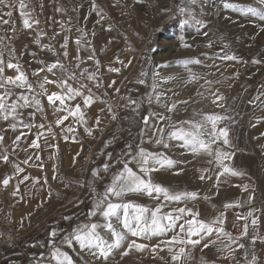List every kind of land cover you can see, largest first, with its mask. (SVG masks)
I'll return each instance as SVG.
<instances>
[{"label": "rangeland", "instance_id": "obj_1", "mask_svg": "<svg viewBox=\"0 0 264 264\" xmlns=\"http://www.w3.org/2000/svg\"><path fill=\"white\" fill-rule=\"evenodd\" d=\"M230 2L255 5V0ZM7 3L12 7L0 5V37H4L0 40L3 76L15 77L16 70L9 69L7 64H19L20 70L32 84L33 92L29 93L26 88L14 85L5 87L12 92L10 100H15L21 93L29 95L30 98L35 95L41 101L43 112H37L34 107L18 109L19 119L25 124L34 125L31 129L18 124L17 129L13 131L10 125L15 121L11 118L7 121L0 119V136L3 137L0 141V156L7 154L11 164H18V155L21 153L22 161L31 157L29 163L24 164L25 173L32 177L37 175L42 180L47 178L44 187L41 184L37 188L31 185L28 187V193L38 190L43 194L46 191L47 195L30 215L19 206L13 191L9 189L12 194L18 243L13 245L12 254L22 253L26 258H30L34 251L31 250L29 255L25 254L23 242L38 241L45 250L39 257L33 258L32 264H55L50 256V237L48 235L44 241L40 234L44 226H49V233L53 229L57 231L55 245L67 252L75 264H170V255L166 249H157V252L153 253L151 246L159 240L169 238L173 234L171 231L150 240L135 238L129 234L128 241L137 239L138 243L147 244L149 247L143 251L132 249L128 255L122 257L121 254L127 248L125 242L119 249L113 250L107 261L103 258L94 259L75 242L71 248L63 242L74 227L93 222L103 223V218L98 214H88L90 210L95 212L91 187L98 193L102 192L110 183L111 174L123 167L119 160L125 157L129 145L132 151L128 136L130 126L141 113L140 139L137 146L151 152L163 153L177 162L171 169L164 168L158 174L153 173V180L173 191L198 193L197 199L173 202L168 205L166 211L171 208L193 207L199 211L200 219L206 221H211L218 213L223 212V227L233 236H239L245 223L243 219L238 220V216H244L248 211L254 210V216L259 219L255 231L251 227V218L248 219V235L238 241L244 244L245 248L232 246L236 248L235 260L225 258L228 256L226 251H218L222 247L219 242L204 248L203 245L208 243L209 239L206 238L200 245L190 247L191 258L187 264H202V261L207 264H237V261H240V264H244L245 251L249 254V260L255 252L258 264H264V242L257 239L254 245L251 243L254 234L264 236V95H260L264 93V22L250 14L241 15L234 10L224 9V0H95L98 9L103 10L104 19L100 23L96 22L99 17L92 10V0H25L26 11L30 13V23L38 21L32 23L31 28H25L19 12V0H7ZM177 6L185 8V13H178ZM8 11L12 12L11 17L3 15ZM184 19H188L189 23L181 26L180 21ZM3 20H8L9 23L4 24ZM195 20L204 21V26L199 28V31ZM78 29H82L86 35L82 36ZM205 32L207 36L204 35ZM65 36L69 38L67 56L64 55L65 49L61 48ZM181 36L189 47L181 46ZM38 38L39 44L35 42ZM77 39L82 40L79 45V61L75 59ZM43 45L51 47L45 48ZM93 50L94 59L88 60L87 57L93 55ZM223 55L235 56L237 59H220ZM117 57L123 63L118 62ZM97 60L99 67L95 63ZM129 60L131 64L125 67ZM184 60L200 61L187 66L192 73L200 77L198 80L186 83L189 73L184 65L179 63ZM56 61H59L63 68L54 69L55 74L48 72L47 65ZM162 64L167 66L156 67ZM110 67L119 68L120 71L111 72ZM85 68L96 74L95 81L88 80L87 74L81 75V70ZM38 69L43 71L33 75ZM141 72L146 75L141 76ZM154 72L159 73L155 78ZM73 73L76 79L69 78ZM44 77L56 81L67 79L74 88H79L81 84L86 85L82 92L89 95L88 89H91L93 101L89 106H84L83 98L76 97L81 110L86 117L88 112L95 109L96 116H99L104 124L97 125L95 122L96 125L88 126L77 121V125L71 126L74 132L69 133L66 129L70 126V116L63 121L59 132L60 128L56 129L55 123L50 120L55 117L58 119L66 113L63 110L55 113L54 107H59V101L55 102V106H50L47 95L61 92V89L56 84L49 83L45 85L47 94H41L39 83ZM141 79L145 83L137 82ZM205 81L211 83L206 84ZM154 82L156 89L152 88ZM97 83L99 87L96 86ZM110 84L112 87H109ZM0 92H4V89H0ZM156 93H162L159 102L156 100ZM212 93H217L222 99L213 103L215 97ZM258 95L260 100L251 103L250 101ZM75 100L66 103L73 107ZM130 101H135V104ZM177 101L181 103H177L176 108L169 112L166 105ZM184 101L187 103H182ZM33 112L34 117H30L29 113ZM161 115L171 117V120L160 121ZM206 115L219 117L217 129L228 130L230 145H223L221 139L213 145V149L222 148L231 153V160L225 163L243 173L241 176H221L218 185L216 174L222 169L217 165L214 155L193 154L180 147V142L175 140L168 141V148L154 143L156 136L153 133L156 128L187 120L204 122ZM145 116L149 118L147 125L144 123ZM41 123L44 125L43 129L37 127ZM206 124L207 130L211 131V123ZM49 126L51 132H48ZM85 127L92 129L91 135L85 131ZM170 130L167 128L166 132ZM41 131L44 135L38 141L51 145L48 149L45 148L47 151L41 144L39 148L29 147ZM21 132L25 133V136L13 145L16 136ZM65 136L68 139H65ZM137 146L133 153L137 151ZM73 157H76L75 163ZM105 162L110 163L107 173L102 168ZM2 163L0 160V165ZM130 166L135 170L134 163ZM93 168L99 169L97 177L92 176ZM201 169L209 170L203 173V180L200 179ZM243 185L249 187L242 190ZM205 196L209 199H204ZM125 200H133L149 207L156 206V202L146 195L133 193L127 195ZM225 203H231L233 207L225 209ZM1 205L3 201L0 198V207ZM59 214L73 217L72 229L57 222ZM113 223L119 229L115 220ZM100 231L111 241L109 233H105L103 229ZM210 239L215 240V234Z\"/></svg>", "mask_w": 264, "mask_h": 264}, {"label": "snow or ice", "instance_id": "obj_2", "mask_svg": "<svg viewBox=\"0 0 264 264\" xmlns=\"http://www.w3.org/2000/svg\"><path fill=\"white\" fill-rule=\"evenodd\" d=\"M0 5L4 7L11 8L12 5L7 3V0H0ZM19 12L20 16L23 19V25L25 28H31L32 23H38V21H32L30 23L29 17L30 13L26 11L27 4L25 0H19ZM224 9L234 10L241 15H251L252 17L259 18L260 21L264 22V0H255V5L253 4H240L233 3L230 0H224L223 3ZM92 10L96 12V15L99 19L96 21L100 23L101 20L104 19V15L102 14L103 10L98 9V6L95 4V0H92ZM57 11H62V9H57ZM163 11H168V9H163ZM177 11L180 14L185 13V8L177 6ZM3 15L11 17L12 12H4ZM191 18V17H190ZM86 19V18H85ZM4 24L9 23L8 20L2 21ZM189 23L188 19H184L180 21L181 26ZM195 24L202 28L204 26V21L195 20ZM111 27V26H109ZM264 30V28H262ZM81 31L82 36L86 35L82 29H78ZM58 35V34H57ZM207 36V33H204ZM4 37H0V40H3ZM68 37L65 36L64 43L61 44V48L65 49L64 55L67 56V44ZM181 46L189 47L190 45L184 43L183 36L180 37ZM37 44L40 43L39 38L35 41ZM111 42V41H109ZM75 43L78 45L77 48V57L75 59L79 61V45H81L82 40L77 39ZM45 48H50V45H43ZM88 60L94 59V50L93 55L87 57ZM223 60H234L237 59L235 56L231 55H223L220 57ZM117 61L119 58L117 57ZM259 62V61H254ZM41 63H43L41 61ZM97 67H99V61H95ZM184 67L187 69L189 73V79L187 82H192L194 80H198L200 77L192 73L191 69L187 66L190 63H200L199 60H184L180 61ZM131 64V60L128 61L125 67H128ZM79 63L77 67H79ZM166 64L156 65V67H166ZM9 69H15L17 75L15 77H4V67L3 60L0 59V89H4V92H0V119L7 121L11 118L14 123L10 125L13 131H15L19 125H23V127L31 129L33 124H25L22 119H19L18 109H23L26 107H34L37 112H43V106L41 101L36 98L35 95L29 97V95L25 93H21L17 96L15 100H10L12 96V92L5 87V85H14L20 88H26L27 92H33V86L28 82L27 76L20 70L19 64H13L9 62L7 64ZM57 67L63 68V65L60 64L59 61L47 65V71L50 73H54V69ZM39 71H43V69H38L33 72V75H36ZM109 71L111 72H119V68L110 67ZM87 74V79L90 81H95L97 79L95 73H90L88 69H82L81 75ZM146 75L141 72V76ZM159 73L154 72L153 77L158 76ZM70 79H76L75 74L73 73ZM167 79V78H166ZM138 83H145L143 79L138 80ZM56 84L58 88L61 89V92H52L50 95H47V99L50 106H55V102L59 101V107H54L55 112L64 111L66 114L64 116L59 117L55 123L57 126L61 125L64 120H67L70 116L77 120L81 124H86L87 121L85 119L84 112L81 110V105L79 103L75 104L74 107H71L66 101H73L76 97L83 98L84 106H89L93 101V95L91 93V89H88L89 95H84L82 89L86 87V85L81 84L79 88H74L71 84L68 83L67 79L56 81V80H48L47 77L43 78V81L39 83V87L42 90L41 94H47V89L45 88L46 84ZM115 81L112 82L114 84ZM206 84H210L211 81H205ZM112 84L109 87H112ZM99 87V83L96 85ZM157 85L155 82L152 85L153 89H156ZM67 91L64 92L63 90ZM119 91V89H117ZM215 97L213 103H216L218 100L222 99L217 93H212ZM260 95H264L261 93ZM260 95L253 98L251 103H255L260 100ZM162 93H156L157 102L160 101ZM10 101V102H9ZM23 101V103H21ZM149 102H151L149 100ZM130 103L135 104V101H130ZM181 103L180 101L174 102L171 105H166L167 110L172 112L176 108V104ZM182 103H187L184 101ZM111 112V108L108 109ZM103 111V109L101 110ZM35 113H29L30 117H34ZM115 115H113V119H115ZM148 117H144L145 125L148 124ZM165 119L171 120V117H164L161 115L159 117L160 121H164ZM220 119L214 115H206L204 117V122H197L194 120L181 121L177 124H168L165 126H161L154 130L153 135L156 136L154 143L156 145H162L165 148L170 147L168 141L175 140L180 142V147L187 149L193 154H207L208 156H213L216 160L217 165L222 169L221 172L216 174L217 185L221 182V176L227 177L231 176H241L242 172H239L225 163V161L231 160L232 154L224 151L222 148L213 149V145L222 139L223 145H230V141L228 138V130L226 128L217 129V120ZM206 122L211 123V131L207 130ZM100 117L96 118V124L99 125ZM187 125V127H185ZM40 129L44 128L43 124L38 125ZM170 128V131L166 132V129ZM51 126L48 127V132H51ZM63 131V130H62ZM67 132L73 133L74 128L69 126L66 129ZM85 131L91 135L92 129L85 127ZM144 130H141V135H143ZM44 133L41 131L37 133V138L32 140V143L29 147L39 148L38 139L43 136ZM55 134L53 133V136ZM264 135V134H262ZM25 136V133L21 132L20 135L16 136L13 141V145H16L21 137ZM207 136V138H205ZM65 139H68L65 136ZM75 139V136H73ZM151 139V138H150ZM3 140V137L0 136V141ZM108 143L107 141L105 142ZM129 151L125 154V157L122 160H119V163L123 164V167L111 174V181L107 184L102 192H97L94 187H91V191L93 193V208L95 212L92 210L89 211V215L98 214L103 218V223H89L79 225L74 227L69 233L68 236L64 238V243L68 245V247H72L73 243L79 245L81 250L88 251L90 255L94 257L96 260H100L103 258L107 261L115 249H119L123 243L127 242V248L121 254L122 257L129 254L132 249L137 251H143L149 246L147 244L138 243L137 239H132L131 241L127 240L128 235L130 234L135 238H142L150 240L153 237L164 236L168 232H173V234L164 240H159L157 244L151 246V251L153 253L157 252V249L160 251H164L165 249L170 255V264H187V261L191 258L190 256V247L194 248L197 245H200L202 241L206 238L208 239V243L203 245L204 248H208L210 245H214L217 242L221 243V249L218 251H226L228 256L225 258L235 260V252L236 248H233V245H236L239 249H244L245 245L242 243H238L241 237H245L249 232V223L248 219L251 218V227L255 231L258 226L259 219L254 216V210L248 211L244 216H238L237 219H243L245 221L243 225V230L239 233V236H233L232 233L225 231L224 225V213L220 212L216 217H214L211 221H206L200 219V213L198 210H194L193 207H179V208H171L170 210H165L169 204L173 202H181L184 200H195L198 197V193L196 192H188V191H173L168 187L163 186L160 183H157L153 180L152 174L160 171L161 169L168 168L171 169L177 163L175 160L166 156L163 153L159 152H151L143 147L137 146V151L133 153L131 151V146H128ZM26 151V150H25ZM111 156V153L108 154ZM79 156V153H77ZM25 159L23 163L27 165L29 160ZM39 159V156H37ZM0 160L5 163L9 162V157L7 154L0 156ZM76 162V157H73V163ZM212 161L210 160L209 163ZM135 164V170L130 164ZM13 168L15 169L14 173L10 175H5L2 180H0V184L7 186L11 179L19 176V174L24 172V168L20 167L19 164L13 163ZM42 167V165H41ZM55 172V165L53 166ZM103 170L107 173L110 168V163L105 162L102 165ZM200 179H205L203 173L209 171L208 169H201ZM92 176L97 177L99 174V169L93 168L91 170ZM179 174V173H177ZM55 175H53V179H55ZM29 179L35 184L39 181L37 177H30L28 175H24L22 179L17 180L15 190L13 191V196L19 193L20 185ZM226 182V180H225ZM44 183H47V178H44ZM249 185H243L242 190H246ZM139 194L146 195L150 199L156 202L155 207H149L144 204L137 203L133 200H125V197L129 194ZM204 199H209L207 196ZM252 197H249V201H251ZM233 204L225 203L224 208L229 209L232 208ZM190 217V218H187ZM64 219H69V217H64ZM113 220H115L119 229L116 225H114ZM182 221V222H180ZM178 228V231L176 229ZM100 229H103L105 233H109L111 236V241H109L105 235H102ZM215 234L216 239H210V237ZM57 235V231L53 229L49 233V245L52 246V250L50 253L51 259L55 261V264H75L73 258L65 251H63L60 247L55 245L54 238ZM195 237V238H194ZM223 238V239H221ZM259 239L264 242V236H259L258 234H254L251 239V243L254 245L256 240ZM227 242H224V241ZM248 252L245 251L243 255L244 264H258V257L255 252L252 253L251 259H248ZM163 259V257H160ZM202 264H207L206 261H202ZM237 264H240V261H237Z\"/></svg>", "mask_w": 264, "mask_h": 264}, {"label": "crops", "instance_id": "obj_3", "mask_svg": "<svg viewBox=\"0 0 264 264\" xmlns=\"http://www.w3.org/2000/svg\"><path fill=\"white\" fill-rule=\"evenodd\" d=\"M77 103H78V100L76 99L75 103H74V106ZM55 113H57V112H55ZM60 113H64V112H60ZM96 115H97V113L95 112V109L92 110L91 112H88V114H86L85 119L87 121L86 124L88 126L96 125L95 122H96V118L98 117ZM56 120L57 119L55 117L53 120H50V121L52 123H55ZM69 121H70V126H73L74 124L77 125V120H75L74 118L71 117ZM41 124H43V123H41ZM99 124H104L103 120H100ZM62 127H63L62 124L57 126L56 123H55V128L56 129L60 128L59 132H61ZM38 144L39 145L41 144L43 149H45V148L48 149V147H51V145H46L45 141L44 142H42V141L39 142L38 141ZM14 163H16V162H14ZM12 164H11V162H9V163L3 162L0 165V180H2L5 175H10L11 176L14 173L15 169L13 168ZM18 164L20 165V167L24 168V172L19 174V176L11 179L7 186H4L2 184V187H6V188L14 191L15 187H16L17 180L22 179V177L24 175H27L25 173V166H24V163L22 161V153L18 155ZM160 171H163V170H160ZM156 173L158 174L159 171H157ZM30 177H32V176H30ZM33 177L39 178V181L37 183H35V184L32 182L31 179H29L28 181H25L23 184L20 185L19 193L14 196L15 199L18 201L19 206H22V208L24 210H26V214H28V215H30L32 213V211L37 209L36 206H38L40 204V202H43L46 199V196H47L46 195V191H45V194L41 193L40 191L38 192V190H36V191L33 190L32 192L30 191L29 193L27 192L29 190L28 187L30 185H31V187L37 188L41 184V186L44 187V180H42L37 175H35ZM0 186H1V184H0ZM44 190H45V188H44Z\"/></svg>", "mask_w": 264, "mask_h": 264}, {"label": "trees", "instance_id": "obj_4", "mask_svg": "<svg viewBox=\"0 0 264 264\" xmlns=\"http://www.w3.org/2000/svg\"><path fill=\"white\" fill-rule=\"evenodd\" d=\"M140 128H141V113L132 121L130 126V133H129V139L132 145V151L136 148L139 137H140ZM118 163V162H117ZM65 216L62 214H59L57 217V222L64 224L65 228H71L74 223V219L72 216H66L69 217V219H64ZM41 237L44 241L48 238L49 235V226H44L40 231ZM23 250L25 251V254L29 255V252L32 250L34 251L33 255H30V258H26L27 256L21 254H12L8 255L4 258L0 259V264H32L34 257H39L42 252L45 250L43 246L40 245L38 241H32V242H23Z\"/></svg>", "mask_w": 264, "mask_h": 264}, {"label": "built area", "instance_id": "obj_5", "mask_svg": "<svg viewBox=\"0 0 264 264\" xmlns=\"http://www.w3.org/2000/svg\"><path fill=\"white\" fill-rule=\"evenodd\" d=\"M0 198L3 201L0 207V258H2L12 254L13 245H18V243L16 242L11 191L6 187H0Z\"/></svg>", "mask_w": 264, "mask_h": 264}]
</instances>
